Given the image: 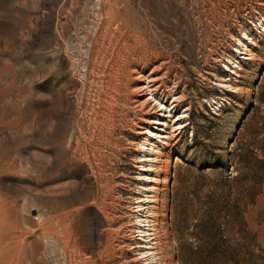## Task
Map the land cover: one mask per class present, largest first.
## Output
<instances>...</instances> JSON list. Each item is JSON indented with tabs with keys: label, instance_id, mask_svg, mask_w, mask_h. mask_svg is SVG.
<instances>
[{
	"label": "rangeland",
	"instance_id": "rangeland-1",
	"mask_svg": "<svg viewBox=\"0 0 264 264\" xmlns=\"http://www.w3.org/2000/svg\"><path fill=\"white\" fill-rule=\"evenodd\" d=\"M0 264H264V0H0Z\"/></svg>",
	"mask_w": 264,
	"mask_h": 264
},
{
	"label": "bare ground",
	"instance_id": "bare-ground-1",
	"mask_svg": "<svg viewBox=\"0 0 264 264\" xmlns=\"http://www.w3.org/2000/svg\"><path fill=\"white\" fill-rule=\"evenodd\" d=\"M62 216H53V217H51L50 224H49V227H48V233L51 236V238L56 239L57 242L61 245L60 246V247H62L61 250H63V252L68 254L67 248H66V236H67L66 229H65L66 226L63 224L64 220H63ZM55 221L58 224L57 228L54 226V222ZM148 223H151V221H148Z\"/></svg>",
	"mask_w": 264,
	"mask_h": 264
}]
</instances>
